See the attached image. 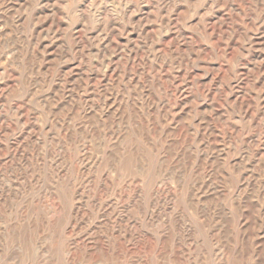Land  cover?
<instances>
[{
    "label": "rangeland",
    "instance_id": "obj_1",
    "mask_svg": "<svg viewBox=\"0 0 264 264\" xmlns=\"http://www.w3.org/2000/svg\"><path fill=\"white\" fill-rule=\"evenodd\" d=\"M0 264H264V0H0Z\"/></svg>",
    "mask_w": 264,
    "mask_h": 264
},
{
    "label": "bare ground",
    "instance_id": "obj_2",
    "mask_svg": "<svg viewBox=\"0 0 264 264\" xmlns=\"http://www.w3.org/2000/svg\"><path fill=\"white\" fill-rule=\"evenodd\" d=\"M44 92V91H43Z\"/></svg>",
    "mask_w": 264,
    "mask_h": 264
}]
</instances>
